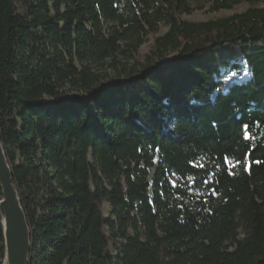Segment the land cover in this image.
I'll list each match as a JSON object with an SVG mask.
<instances>
[{
	"label": "trees",
	"instance_id": "obj_1",
	"mask_svg": "<svg viewBox=\"0 0 264 264\" xmlns=\"http://www.w3.org/2000/svg\"><path fill=\"white\" fill-rule=\"evenodd\" d=\"M0 133L30 264H264V0H0Z\"/></svg>",
	"mask_w": 264,
	"mask_h": 264
},
{
	"label": "water",
	"instance_id": "obj_2",
	"mask_svg": "<svg viewBox=\"0 0 264 264\" xmlns=\"http://www.w3.org/2000/svg\"><path fill=\"white\" fill-rule=\"evenodd\" d=\"M0 218L4 234L3 264H30L31 231L21 197L14 185L13 170L9 164L0 133Z\"/></svg>",
	"mask_w": 264,
	"mask_h": 264
},
{
	"label": "rangeland",
	"instance_id": "obj_3",
	"mask_svg": "<svg viewBox=\"0 0 264 264\" xmlns=\"http://www.w3.org/2000/svg\"><path fill=\"white\" fill-rule=\"evenodd\" d=\"M201 8L194 12L192 15H186L184 19H187L189 21L193 22H205L208 21L216 16H223L231 14L232 12L229 11H222L219 14H214L211 12V5H200ZM247 7H242V9H237L236 11H242L245 10ZM236 11H233L235 13ZM232 13V14H233ZM167 32V29L165 27L159 26V32L155 36L162 35ZM150 51V42L141 47L140 54L138 55V58L142 61L145 58V55ZM132 62H128L129 65H131ZM101 71H108V67L105 66L104 68H100ZM113 72V70H109V73Z\"/></svg>",
	"mask_w": 264,
	"mask_h": 264
}]
</instances>
